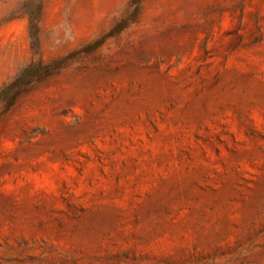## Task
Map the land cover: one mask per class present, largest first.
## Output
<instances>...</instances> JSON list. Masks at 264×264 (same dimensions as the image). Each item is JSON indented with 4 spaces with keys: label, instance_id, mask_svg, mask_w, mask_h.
<instances>
[{
    "label": "rangeland",
    "instance_id": "obj_1",
    "mask_svg": "<svg viewBox=\"0 0 264 264\" xmlns=\"http://www.w3.org/2000/svg\"><path fill=\"white\" fill-rule=\"evenodd\" d=\"M33 61L0 264H264V0H0V89Z\"/></svg>",
    "mask_w": 264,
    "mask_h": 264
},
{
    "label": "trees",
    "instance_id": "obj_2",
    "mask_svg": "<svg viewBox=\"0 0 264 264\" xmlns=\"http://www.w3.org/2000/svg\"><path fill=\"white\" fill-rule=\"evenodd\" d=\"M131 4L135 5L136 13L139 14L142 0H131ZM51 67L52 65L45 64L43 61L31 62L13 80L0 89V102L4 103L7 108L12 107L36 81L51 73Z\"/></svg>",
    "mask_w": 264,
    "mask_h": 264
}]
</instances>
